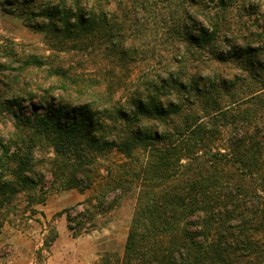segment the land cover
<instances>
[{
	"label": "trees",
	"instance_id": "1",
	"mask_svg": "<svg viewBox=\"0 0 264 264\" xmlns=\"http://www.w3.org/2000/svg\"><path fill=\"white\" fill-rule=\"evenodd\" d=\"M0 10L81 63L0 43V120L12 123L0 139V228L17 194L93 189L99 160L117 153L127 162L106 179H130L137 204L123 255L105 264H264V0H0ZM147 33L160 48H146ZM156 60L117 101L130 67ZM42 141L52 157H35ZM123 191L63 210L68 230L95 229Z\"/></svg>",
	"mask_w": 264,
	"mask_h": 264
},
{
	"label": "rangeland",
	"instance_id": "2",
	"mask_svg": "<svg viewBox=\"0 0 264 264\" xmlns=\"http://www.w3.org/2000/svg\"><path fill=\"white\" fill-rule=\"evenodd\" d=\"M111 3L113 8H117L118 0H111ZM143 17L149 28L151 15L143 14ZM149 33L144 44L151 52L153 47L159 44L156 43L154 33L152 32L154 37ZM1 42L14 44L15 49L23 56L51 59L77 69L81 64L76 55L56 51L57 49L49 45L43 34L33 31L22 21L0 10ZM97 62L102 63L101 58H98ZM153 62L149 68L143 64L130 67V77L124 86L117 88L115 97L117 101H122L146 73L156 69L157 60ZM88 68L91 75L99 73L98 67L89 65ZM248 93L247 87H241L237 90L236 99L247 96ZM26 105L28 106V103ZM11 129L10 121L0 120V139L7 141ZM232 134L233 130L230 127L222 128L220 140L228 139ZM34 153L37 159L54 155L53 149L45 141L37 145ZM145 160L146 154L139 151L132 163L138 164L139 167ZM126 162L127 159L117 153L102 157L99 160L100 178L97 185L84 192L78 189L65 190L59 183L48 182L45 187L32 188L17 194L3 210V223L0 228V264H105V260L110 256H122L137 204L138 191L130 179H126L128 181L124 183L123 188H116L113 183L110 185L107 171L111 170L115 176L118 168ZM107 188L113 194L116 191L115 194L122 195L125 188H130L131 191L119 200L117 206L98 219L95 229L74 237L67 228L66 217L62 215L63 210ZM53 231L58 234L55 240L51 239Z\"/></svg>",
	"mask_w": 264,
	"mask_h": 264
}]
</instances>
